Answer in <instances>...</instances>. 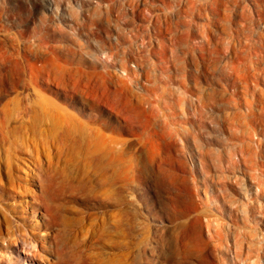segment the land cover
<instances>
[{
    "label": "rangeland",
    "instance_id": "1",
    "mask_svg": "<svg viewBox=\"0 0 264 264\" xmlns=\"http://www.w3.org/2000/svg\"><path fill=\"white\" fill-rule=\"evenodd\" d=\"M0 264H264V0H0Z\"/></svg>",
    "mask_w": 264,
    "mask_h": 264
}]
</instances>
